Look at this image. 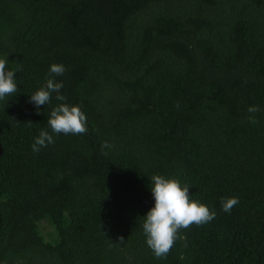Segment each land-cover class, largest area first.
Instances as JSON below:
<instances>
[{
	"label": "trees",
	"instance_id": "trees-1",
	"mask_svg": "<svg viewBox=\"0 0 264 264\" xmlns=\"http://www.w3.org/2000/svg\"><path fill=\"white\" fill-rule=\"evenodd\" d=\"M4 57L0 264H264V0H0ZM49 78L66 100L37 109ZM61 103L85 134L52 132ZM154 175L216 213L166 258L142 227Z\"/></svg>",
	"mask_w": 264,
	"mask_h": 264
},
{
	"label": "clouds",
	"instance_id": "clouds-1",
	"mask_svg": "<svg viewBox=\"0 0 264 264\" xmlns=\"http://www.w3.org/2000/svg\"><path fill=\"white\" fill-rule=\"evenodd\" d=\"M7 57L0 58V100L13 96L18 91L15 71L6 70ZM66 71L63 65L53 64L50 73L54 76H62ZM63 84L49 78L46 85L30 95V103L37 109L49 104L52 94L55 93L57 101H65L66 97L61 93ZM259 111L255 106L249 107L248 112ZM39 114V112L37 113ZM252 123L255 119L250 117ZM48 125L55 134L82 135L87 132V117L79 106H69L61 103L50 112ZM54 143L53 136L47 131H41L32 145L34 153L42 147ZM102 149L109 147L107 142L101 145ZM151 193L154 198V206L143 217L142 225L146 244L152 250L155 257L166 258L174 247L181 229H188L193 224L199 226L215 219L216 213L205 204L191 199L190 187L182 185L178 179L165 178L154 175L151 178ZM239 203L238 197H232L222 202V210L230 213L231 209ZM124 238L119 237V243H124Z\"/></svg>",
	"mask_w": 264,
	"mask_h": 264
},
{
	"label": "rangeland",
	"instance_id": "rangeland-1",
	"mask_svg": "<svg viewBox=\"0 0 264 264\" xmlns=\"http://www.w3.org/2000/svg\"><path fill=\"white\" fill-rule=\"evenodd\" d=\"M43 230H44V231H47V232H50V233L52 232L51 227H50L49 225H46V223H44Z\"/></svg>",
	"mask_w": 264,
	"mask_h": 264
},
{
	"label": "water",
	"instance_id": "water-1",
	"mask_svg": "<svg viewBox=\"0 0 264 264\" xmlns=\"http://www.w3.org/2000/svg\"><path fill=\"white\" fill-rule=\"evenodd\" d=\"M2 152H3V148H2V145L0 143V156L2 155Z\"/></svg>",
	"mask_w": 264,
	"mask_h": 264
}]
</instances>
